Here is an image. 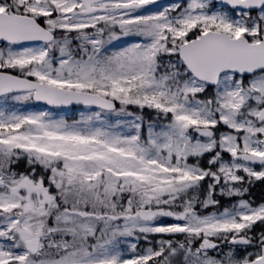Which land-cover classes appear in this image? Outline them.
<instances>
[{
    "label": "snow or ice",
    "instance_id": "obj_1",
    "mask_svg": "<svg viewBox=\"0 0 264 264\" xmlns=\"http://www.w3.org/2000/svg\"><path fill=\"white\" fill-rule=\"evenodd\" d=\"M0 264H264V0H0Z\"/></svg>",
    "mask_w": 264,
    "mask_h": 264
}]
</instances>
